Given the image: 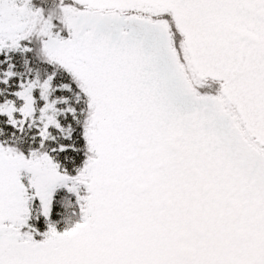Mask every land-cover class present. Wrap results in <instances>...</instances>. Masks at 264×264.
I'll list each match as a JSON object with an SVG mask.
<instances>
[{
  "label": "snow or ice",
  "instance_id": "6c2138e0",
  "mask_svg": "<svg viewBox=\"0 0 264 264\" xmlns=\"http://www.w3.org/2000/svg\"><path fill=\"white\" fill-rule=\"evenodd\" d=\"M0 264H264V0H0Z\"/></svg>",
  "mask_w": 264,
  "mask_h": 264
}]
</instances>
